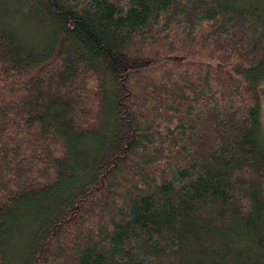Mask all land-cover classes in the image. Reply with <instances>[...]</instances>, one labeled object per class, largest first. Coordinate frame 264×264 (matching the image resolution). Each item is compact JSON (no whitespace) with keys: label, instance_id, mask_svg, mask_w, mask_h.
Listing matches in <instances>:
<instances>
[{"label":"trees","instance_id":"16d2710c","mask_svg":"<svg viewBox=\"0 0 264 264\" xmlns=\"http://www.w3.org/2000/svg\"><path fill=\"white\" fill-rule=\"evenodd\" d=\"M264 0H0V264H264Z\"/></svg>","mask_w":264,"mask_h":264},{"label":"rangeland","instance_id":"374dc122","mask_svg":"<svg viewBox=\"0 0 264 264\" xmlns=\"http://www.w3.org/2000/svg\"><path fill=\"white\" fill-rule=\"evenodd\" d=\"M260 90L262 94V107H261V129L264 138V79L260 83Z\"/></svg>","mask_w":264,"mask_h":264}]
</instances>
